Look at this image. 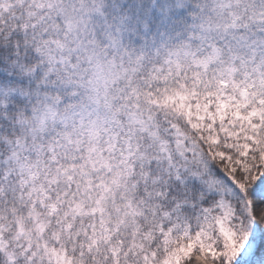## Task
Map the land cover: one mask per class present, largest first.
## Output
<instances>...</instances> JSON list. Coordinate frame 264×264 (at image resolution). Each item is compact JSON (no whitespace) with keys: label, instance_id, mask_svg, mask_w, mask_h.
Masks as SVG:
<instances>
[{"label":"snow or ice","instance_id":"6c2138e0","mask_svg":"<svg viewBox=\"0 0 264 264\" xmlns=\"http://www.w3.org/2000/svg\"><path fill=\"white\" fill-rule=\"evenodd\" d=\"M0 264H264V0H0Z\"/></svg>","mask_w":264,"mask_h":264},{"label":"trees","instance_id":"16d2710c","mask_svg":"<svg viewBox=\"0 0 264 264\" xmlns=\"http://www.w3.org/2000/svg\"><path fill=\"white\" fill-rule=\"evenodd\" d=\"M257 244H258V245L260 244V240H259V239L257 240ZM259 254H260V249H259V247H258V248H257V252H256V256H254L252 259L255 260V259L259 256Z\"/></svg>","mask_w":264,"mask_h":264}]
</instances>
